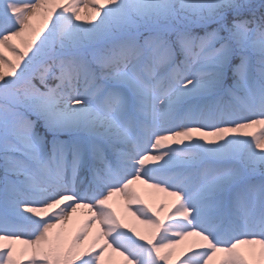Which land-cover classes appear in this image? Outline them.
Returning a JSON list of instances; mask_svg holds the SVG:
<instances>
[{"label":"snow or ice","instance_id":"obj_1","mask_svg":"<svg viewBox=\"0 0 264 264\" xmlns=\"http://www.w3.org/2000/svg\"><path fill=\"white\" fill-rule=\"evenodd\" d=\"M0 264H264V0H0Z\"/></svg>","mask_w":264,"mask_h":264},{"label":"rangeland","instance_id":"obj_2","mask_svg":"<svg viewBox=\"0 0 264 264\" xmlns=\"http://www.w3.org/2000/svg\"><path fill=\"white\" fill-rule=\"evenodd\" d=\"M150 200H151V202H153V203H156L157 201L155 200V199H153V198H149ZM134 210V209H133Z\"/></svg>","mask_w":264,"mask_h":264}]
</instances>
